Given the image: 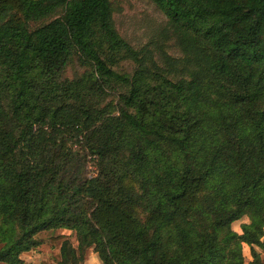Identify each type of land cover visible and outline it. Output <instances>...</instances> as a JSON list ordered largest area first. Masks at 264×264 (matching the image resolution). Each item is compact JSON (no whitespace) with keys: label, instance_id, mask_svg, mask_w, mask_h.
Segmentation results:
<instances>
[{"label":"trees","instance_id":"trees-1","mask_svg":"<svg viewBox=\"0 0 264 264\" xmlns=\"http://www.w3.org/2000/svg\"><path fill=\"white\" fill-rule=\"evenodd\" d=\"M149 1L0 0V264H263L264 0Z\"/></svg>","mask_w":264,"mask_h":264},{"label":"rangeland","instance_id":"rangeland-1","mask_svg":"<svg viewBox=\"0 0 264 264\" xmlns=\"http://www.w3.org/2000/svg\"><path fill=\"white\" fill-rule=\"evenodd\" d=\"M112 2L115 8L114 25L119 35L135 48L145 46L151 48L153 43L157 41L165 23V18L160 11L149 0H112ZM171 52L175 53L174 50ZM73 72L80 73L81 71L77 68L74 71L69 70L68 76L71 77ZM91 170L90 167L89 171ZM246 223L248 220L243 218L234 223L232 228L235 232H240V226ZM58 235L71 236V233L58 230L40 234L38 236L40 246L22 255L25 264H52L57 255V250L52 246L51 238ZM244 251L247 255L245 248ZM84 264H100V262L96 255L89 250Z\"/></svg>","mask_w":264,"mask_h":264},{"label":"crops","instance_id":"crops-1","mask_svg":"<svg viewBox=\"0 0 264 264\" xmlns=\"http://www.w3.org/2000/svg\"><path fill=\"white\" fill-rule=\"evenodd\" d=\"M260 254H261V261H262V263L264 264V252H261L260 250H257ZM91 252H92V250H91Z\"/></svg>","mask_w":264,"mask_h":264}]
</instances>
